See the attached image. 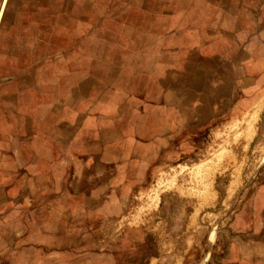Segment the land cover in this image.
<instances>
[{"label": "rangeland", "instance_id": "1", "mask_svg": "<svg viewBox=\"0 0 264 264\" xmlns=\"http://www.w3.org/2000/svg\"><path fill=\"white\" fill-rule=\"evenodd\" d=\"M237 75L264 92V0H7L0 264H138V217L201 152L155 142L203 141L190 106ZM257 126L209 264H264V110Z\"/></svg>", "mask_w": 264, "mask_h": 264}, {"label": "crops", "instance_id": "2", "mask_svg": "<svg viewBox=\"0 0 264 264\" xmlns=\"http://www.w3.org/2000/svg\"><path fill=\"white\" fill-rule=\"evenodd\" d=\"M6 3L7 0H1L0 14ZM241 78L234 76L230 92L225 87L210 95L201 92L190 106V119L197 127L190 132L203 133L205 141H189L185 137L174 145L168 135L172 128L160 133H165L167 139L155 142L162 149L187 145V149L201 152L182 163L180 176L175 172L173 178L163 177L155 203L138 217L139 224L144 226L140 230L142 235L146 233L154 240L153 248L138 264H209L223 211H230L245 186L240 173L244 164L241 156H247L248 150L255 147L253 141L260 132L257 119L264 110V92H258L260 87L252 90L254 81L246 92L242 86L246 76ZM223 79L215 87L228 81ZM155 157H150L153 166L158 164L154 163ZM259 199L263 209L264 184L258 191ZM170 201L179 202L178 208L171 209ZM135 231L140 233L139 229Z\"/></svg>", "mask_w": 264, "mask_h": 264}]
</instances>
